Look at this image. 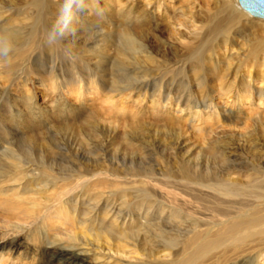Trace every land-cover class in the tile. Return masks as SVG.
Returning <instances> with one entry per match:
<instances>
[{
	"label": "rangeland",
	"instance_id": "374dc122",
	"mask_svg": "<svg viewBox=\"0 0 264 264\" xmlns=\"http://www.w3.org/2000/svg\"><path fill=\"white\" fill-rule=\"evenodd\" d=\"M86 1L89 2L77 0L72 5L70 19H66V0H0V49H7L6 55H0V166L9 171L10 154L22 161L19 163L22 177L17 182L19 188L15 187L19 190L17 197L9 190L12 185H6L8 177L0 178L3 193L0 194V255L8 261L14 259L15 264L16 261L49 264L50 249H35L28 233L17 231L13 226L5 228L9 223H18L17 217H35L37 222L39 215L50 211L37 213L40 205L48 201L53 202L49 206L51 211L60 200L71 210L64 217L67 224L59 230L64 234L58 237L63 244L85 242L86 238L96 243L94 234L107 233L114 227L113 234H106L112 236V248L130 251L135 247L140 253H148L164 249L166 239L153 238L147 233L141 238L117 242L118 230L110 227L111 218L105 217L104 212L113 207L115 212H120L122 221L131 217L135 225L142 218L151 224L170 222L167 220L176 224L177 219H171L165 206L174 204L171 210H176V203L187 198L180 196L179 201L172 203L173 197L168 194L172 191L170 181H180L187 175L205 177L220 171L218 156L221 154L228 165L222 171L224 175L241 182V190L235 192L238 197L262 201L264 196V116L253 119L252 107L234 108L230 102L214 98L218 111L235 109V118L231 126H226L222 119L218 129L209 133L202 125L187 121L184 111L171 109L172 113L160 115L147 107L154 95V98L169 100L170 106L182 97L177 106L183 108L185 103L201 97L195 84L213 76L225 81L237 71V85L254 58L264 59L257 53L264 37L260 27L264 19L241 9L243 18L220 38L228 39L227 51H224L225 46L212 38L208 27L214 21L224 24L223 9L228 3L167 0L166 6L174 7L176 27L167 25V28L163 23L156 26L151 22L143 31L138 28L137 38L147 47V55L134 61L133 54L126 49L122 27L118 26V23H127L126 17L114 14L110 7L105 8V2L111 0H90L94 1L90 8ZM192 25L199 28H195L196 35L192 33L195 31ZM200 55L206 62L203 69L194 64L202 58ZM209 56L228 60L232 74L205 69L209 66ZM251 75L260 78L264 72L252 67ZM142 78L145 84L151 82V87L162 84L161 90L154 94L147 85L142 103L134 104L126 98L114 111H108L103 101L111 93L113 81L120 86L116 89L123 90V85L139 79V84L135 82L137 85L128 87L137 96L144 84ZM119 110L116 116L114 112ZM196 125L202 133H196ZM176 136L180 138L176 140ZM80 176L82 179L77 180ZM13 204L17 205V214L11 211ZM87 218L93 225L85 221ZM110 261L111 264L124 262L121 257Z\"/></svg>",
	"mask_w": 264,
	"mask_h": 264
},
{
	"label": "bare ground",
	"instance_id": "6f19581e",
	"mask_svg": "<svg viewBox=\"0 0 264 264\" xmlns=\"http://www.w3.org/2000/svg\"><path fill=\"white\" fill-rule=\"evenodd\" d=\"M142 1V3L140 0H111L110 2H105V6H107L105 8L110 7L109 10H111L114 14L124 15V17H126V19L128 20V24L118 23V26L120 28L122 27L123 39L125 40L127 45L126 49L129 51V53L133 54L132 59L134 61H138L140 57H144V55H147V47L140 39L137 38L138 28L143 31V29H146L145 27H148L150 26L149 24H152L151 22H154L156 26L160 23H163L167 28L169 25H172V28L176 27L177 25V23L175 24V21L173 22V20L175 19L173 13L174 7L166 6L167 4L165 2L167 0ZM224 2L228 3L227 7H223L225 15L223 16L222 21H225L224 24H220V21H214L212 23L210 22L211 26L210 28L208 27V32L210 31V33L213 34L212 36L209 33L212 38L214 40L217 39L220 43H222L225 46L224 51H227L228 39L225 38L223 40H220V38H224L227 35L226 31L230 29V26L237 24L236 22H239L241 17L243 18L244 14L242 10L244 9L241 8L240 5L238 7L239 3H235L233 0H224ZM86 4H88L90 8L94 5V1H86ZM228 8L229 11L227 12ZM129 19L132 20L131 23H129ZM192 26L194 27V30L195 28L196 30L199 29L198 27H196L197 25ZM177 27L179 28L180 26ZM260 27L262 28V30H264V25L260 24ZM196 30L192 31L191 29L190 31L195 34ZM180 34L185 35L184 32H180ZM180 34L179 36H181ZM259 44L260 46L257 53L264 56V37ZM197 60L198 61H196L194 64L201 65V69L206 62L202 61L204 60L203 56L202 58H198ZM207 61L209 62H207L209 66H206L207 68L205 69H208L210 71L220 69L225 73V75H228L229 73L232 74L229 71L231 63H229L228 60L224 61L222 59H215L214 57L209 56ZM223 66H225V68ZM252 67H258L260 69V72L263 73L264 59L257 60V58H254L250 68L248 67L245 73L239 77L237 85H235L237 71L234 72L233 77L231 75L229 78L226 77L225 81L222 80V77L216 78L215 76H213L209 78L208 81L206 80V82L204 81L197 83V85L195 84V87L199 89V92H201L202 95L199 99L194 100L193 103H185L183 105V108L177 106L182 97H179V100L175 102L176 104L173 103V106H170L172 103L169 100L159 99L158 97L154 98V95H151L152 97L148 101L149 104L147 105V107L151 109V111L155 114L160 115L172 113L171 109L180 113L184 111V117H186L187 121L196 122L197 124L202 125L203 130H208L210 131L209 133H214L215 130L218 129V125H220L219 123L220 121H222V119V122L226 123V126H231V122L233 118H235L233 111L235 109H231L230 111L224 110L222 112L218 111L217 103L213 102L214 98H219V100L222 98L225 103L230 102L234 108H238V106L242 108L252 107L254 113L253 119H260L262 116H264V77H262L263 75H260V78L252 76ZM138 80L134 79L132 81H135L137 82V84H139L140 81ZM140 80H142L144 84L139 88V93L137 96L132 95V93L130 92L131 89L128 90V87L130 88V86H133L135 82H130L129 84L123 85V90L115 88L120 87L118 83L114 81L112 82V84L110 83L112 87L110 89L111 93L105 95V100L103 101V103L106 102L105 104L108 108V111H114L116 108H118V104L126 98L132 99V102L134 104L136 102L142 103L144 94L146 93L145 88L147 87V85L151 87V82L145 84L144 78ZM155 85L151 87L154 94H156V92L158 90H161L162 88V84H159V86ZM216 86L217 89H215ZM237 86L241 87L237 89ZM166 87L168 86L166 85ZM206 89H208L209 91H213V93L209 91L207 93ZM140 94L141 98L139 99ZM119 112L120 110L118 112H114V114L118 116ZM107 113L109 114V112ZM176 120L179 119L176 118ZM197 126L198 125H196V128ZM211 127H214L215 129H212ZM201 130L202 129L197 128L196 133H202ZM178 138L180 137H177L176 140H178ZM176 143L178 144V142ZM9 156V159L11 161L10 169L8 171L6 167L3 168L2 166H0V178L2 179L3 177H5V175L8 177V179L6 178V185L7 183H10L12 185V188L9 190H11V193H14L13 197H17L16 191L19 190H15V187L19 185L17 182L21 173V171L19 170L21 166H19L21 159L19 160L18 157L12 154H10ZM218 157H220L218 163V168L220 169V171L218 170L214 173L210 172V174L205 177L201 176L200 174L189 176L187 175L181 177L180 181H170V184H172V191H168V194L173 197V202L170 200L171 198L167 194L168 196L166 197L169 198V202L175 203L179 201L178 197L180 196H185V198H187V201L182 200L181 202L176 203L178 206V209L176 208V210H171V208L174 207V204L172 205V207L165 206L167 211L160 208V210L166 211L167 214L170 213L169 216H172L171 219H173V221L177 219L179 222H177L176 220V224H171V220H167L170 222L151 224L144 218H142L141 221L137 222L138 224L136 223L135 225V223H132L133 219L131 217H125V220L122 221L123 218H121L120 212H115L113 207L104 212L105 217L111 218V221L109 223L110 227L115 226L118 230L116 231L118 234L117 238H119L117 239V242H120L124 239H131L133 237L141 238L142 235L150 233L151 235H153H150L153 238L164 237L166 239V244L164 246V249L162 250H152L148 253H140L137 251L138 248L133 247V249L127 251L123 248H118L113 244V246L116 247V249H114L111 247L112 244L110 241V239H112V236L106 235L108 233L113 234V229H115L114 227H112V229H109L107 233L94 234L93 236L91 235L96 239V243H92L91 241L89 242V240L86 238L85 242L75 241L73 242V244H63L62 242L64 241L59 240L58 237L60 235H64L61 232L64 229V225L67 224L65 221L66 218L64 217H66V215L68 216L67 213L71 212V210H69V208L62 200H60V202L53 208L52 211V208L49 209V206L53 202L50 201L44 203V205H40L39 208L37 207V213L40 214L43 210L44 212L45 210H50L51 212H53L51 214L49 213V211L48 213L45 212L46 214L42 213V216L39 215V222H35V217H29L28 219H18L19 217H17L15 219V222L18 220V223H9L5 225V228H10V226H13L16 227L17 231L21 230L28 233L30 236H28V240H30L31 245L35 249H50L51 252L48 255L49 264H111L112 261L110 260L113 257H121L124 261L123 264H126L125 261H139L146 264H264V262L260 261H264V196H261L263 198L262 201L251 200V198L245 199L241 198V196L238 197V193L236 194L235 192L241 190V182L235 180V178L229 177V174L224 175V172L222 171L227 170L228 165L224 162V155L221 154ZM24 164L25 163H22V165ZM98 174L100 175L102 173ZM21 177L22 176H20V178ZM82 177L83 176L78 177L77 180L82 179ZM148 179L150 181H153V178L151 177H148ZM0 194H3L2 190H0ZM150 195L152 194H149V196ZM152 197L154 196L152 195ZM5 203H7V201ZM36 204L39 203L36 202ZM16 206V204H13L11 206V211H14L17 214L19 210ZM73 211L75 212V209ZM126 219L129 220L126 221ZM85 221L90 222L91 220L87 218L85 219ZM1 223L4 224L5 222L1 221ZM93 223L94 222L92 221L90 222V224L92 225ZM59 230L61 231L59 232ZM128 230L132 231L128 232ZM150 236H147V238H149ZM228 240H231V242H229ZM16 263L28 264L26 262L21 263L17 261ZM0 264H15V262L14 259L8 261L0 255Z\"/></svg>",
	"mask_w": 264,
	"mask_h": 264
},
{
	"label": "water",
	"instance_id": "95a60500",
	"mask_svg": "<svg viewBox=\"0 0 264 264\" xmlns=\"http://www.w3.org/2000/svg\"><path fill=\"white\" fill-rule=\"evenodd\" d=\"M238 3L252 16L264 19V0H238Z\"/></svg>",
	"mask_w": 264,
	"mask_h": 264
},
{
	"label": "clouds",
	"instance_id": "9594fccd",
	"mask_svg": "<svg viewBox=\"0 0 264 264\" xmlns=\"http://www.w3.org/2000/svg\"><path fill=\"white\" fill-rule=\"evenodd\" d=\"M76 2L77 0H66L65 8H64V14L66 19H70L72 5ZM6 54H7V49H0V55H6Z\"/></svg>",
	"mask_w": 264,
	"mask_h": 264
}]
</instances>
